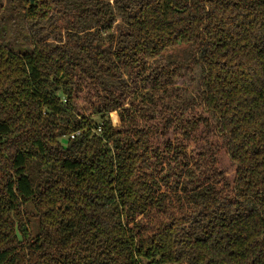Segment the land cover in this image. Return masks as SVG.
I'll use <instances>...</instances> for the list:
<instances>
[{"label": "trees", "instance_id": "16d2710c", "mask_svg": "<svg viewBox=\"0 0 264 264\" xmlns=\"http://www.w3.org/2000/svg\"><path fill=\"white\" fill-rule=\"evenodd\" d=\"M10 3L55 43L0 44V264H264V0Z\"/></svg>", "mask_w": 264, "mask_h": 264}, {"label": "rangeland", "instance_id": "374dc122", "mask_svg": "<svg viewBox=\"0 0 264 264\" xmlns=\"http://www.w3.org/2000/svg\"><path fill=\"white\" fill-rule=\"evenodd\" d=\"M72 1L75 0H71V2ZM119 22L120 19H117V24H119ZM114 30L115 33H117L118 26H116ZM39 41L55 43V40L48 29V24L43 22L27 21L23 17L22 8L20 6H12L10 0H0V44L9 45L15 52H24L30 50L33 47V44ZM103 42L107 43L106 40H103ZM193 49L194 48L192 46L179 45L176 48L164 53L163 56L158 58L156 61H150V66L152 65V67L149 68L151 70L148 72L149 77H153L154 73L159 71L157 70V67H160L163 64L169 62H187L190 54L193 52ZM159 62L160 65L158 64ZM121 74V79L130 84L133 89L151 91L153 96L159 98L163 97L170 103L180 104L181 101L184 100L190 101V94H192V96L194 95L192 88L195 86L193 85L192 87L193 82L189 80V77L187 76L188 73L183 74L184 77L175 76L173 78V86H169L165 89L167 90V95L162 93L163 90L157 89L152 81L147 82L146 85L143 86L139 80H136V82L133 83L128 76L127 71L121 70ZM104 76L107 77V75ZM170 87H175V90ZM186 91L188 92L184 93ZM183 96L187 97V99ZM93 117V119L98 122V117ZM108 117L113 126L119 125L116 112L110 113Z\"/></svg>", "mask_w": 264, "mask_h": 264}, {"label": "built area", "instance_id": "2783aa9c", "mask_svg": "<svg viewBox=\"0 0 264 264\" xmlns=\"http://www.w3.org/2000/svg\"><path fill=\"white\" fill-rule=\"evenodd\" d=\"M99 131H100V129L98 128V130L96 131L97 134L99 133ZM74 135H76V134H72V135L70 136V139H73V138H74Z\"/></svg>", "mask_w": 264, "mask_h": 264}]
</instances>
